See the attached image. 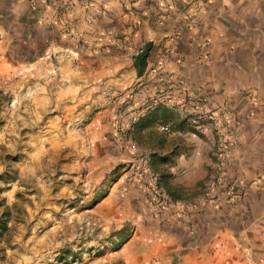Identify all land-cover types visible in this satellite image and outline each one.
Instances as JSON below:
<instances>
[{
	"label": "crops",
	"instance_id": "crops-1",
	"mask_svg": "<svg viewBox=\"0 0 264 264\" xmlns=\"http://www.w3.org/2000/svg\"><path fill=\"white\" fill-rule=\"evenodd\" d=\"M38 1L36 17L48 25L33 38L45 36L47 45L72 51L76 59H94L105 73L109 95L104 107H89L93 117L85 122L96 147L95 164L129 162L118 185L131 199L140 196L131 179L136 155L120 153L106 136L131 129L130 139L148 154L146 142L168 140L172 146L152 151L151 158L155 167L163 165L160 173L172 191L171 185H195L191 169L203 156L179 152L176 145L204 144V133L235 128L226 173L212 189L211 204L163 207L155 218L167 243L190 247L183 264H254L239 245L245 213L240 200L227 193L240 192L238 180L264 174V0ZM141 46L148 47V55L139 66L135 51ZM162 125L171 127L170 138L160 133ZM160 158L164 163L157 166ZM99 210L114 214L107 205ZM119 215L115 212V219Z\"/></svg>",
	"mask_w": 264,
	"mask_h": 264
},
{
	"label": "rangeland",
	"instance_id": "rangeland-1",
	"mask_svg": "<svg viewBox=\"0 0 264 264\" xmlns=\"http://www.w3.org/2000/svg\"><path fill=\"white\" fill-rule=\"evenodd\" d=\"M39 11L38 0H0V264H183L190 247L165 240L155 218L163 206L138 186L135 201L118 185L129 162L95 164L85 120L93 117L89 107H104L105 73L94 59H76L72 51L47 45L45 36L33 38L48 25L36 17ZM130 131L106 139L120 153L136 155L137 164L148 156L163 190L181 207L211 204L235 144L233 126L216 127L214 136L204 133V144L176 145L179 152L203 156L191 169L195 185L170 184L172 191L160 173L164 162L160 158L158 168L151 158L152 151L172 144L146 142L149 155ZM237 184H243L240 192L227 194L240 200L245 213L240 250L243 255L247 248L254 264H264V174ZM101 205L119 218L99 210Z\"/></svg>",
	"mask_w": 264,
	"mask_h": 264
},
{
	"label": "built area",
	"instance_id": "built-area-1",
	"mask_svg": "<svg viewBox=\"0 0 264 264\" xmlns=\"http://www.w3.org/2000/svg\"><path fill=\"white\" fill-rule=\"evenodd\" d=\"M209 42H204L203 48L208 47ZM146 52V46L138 47L135 51V57L140 56ZM161 130L165 133H171V127L169 125H162ZM144 156V155H143ZM132 182L140 187L145 193L153 195L156 201L163 207L174 208L178 203L172 201L170 197L165 193L162 188L160 175L157 174L150 165L148 156H144V159L133 167ZM247 259L253 263L249 250L245 249Z\"/></svg>",
	"mask_w": 264,
	"mask_h": 264
},
{
	"label": "trees",
	"instance_id": "trees-1",
	"mask_svg": "<svg viewBox=\"0 0 264 264\" xmlns=\"http://www.w3.org/2000/svg\"><path fill=\"white\" fill-rule=\"evenodd\" d=\"M147 55H148V47H146V52L144 54L135 57L136 64L139 65V66H142L144 64V62H145V59L147 58Z\"/></svg>",
	"mask_w": 264,
	"mask_h": 264
},
{
	"label": "bare ground",
	"instance_id": "bare-ground-1",
	"mask_svg": "<svg viewBox=\"0 0 264 264\" xmlns=\"http://www.w3.org/2000/svg\"><path fill=\"white\" fill-rule=\"evenodd\" d=\"M129 264H131V263L129 262Z\"/></svg>",
	"mask_w": 264,
	"mask_h": 264
}]
</instances>
